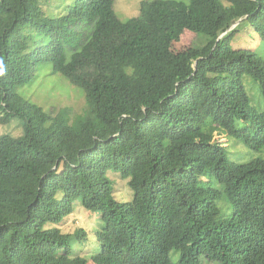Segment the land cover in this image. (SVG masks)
Instances as JSON below:
<instances>
[{"label": "trees", "instance_id": "1", "mask_svg": "<svg viewBox=\"0 0 264 264\" xmlns=\"http://www.w3.org/2000/svg\"><path fill=\"white\" fill-rule=\"evenodd\" d=\"M47 1L0 0V123L23 127L0 134V264H264V55L231 44L243 23L264 42V0H142L125 21L114 0L56 16ZM184 30L206 41L174 52ZM47 63L83 91L80 112L18 94ZM214 133L257 156L231 161ZM78 204L92 234L53 226Z\"/></svg>", "mask_w": 264, "mask_h": 264}, {"label": "rangeland", "instance_id": "2", "mask_svg": "<svg viewBox=\"0 0 264 264\" xmlns=\"http://www.w3.org/2000/svg\"><path fill=\"white\" fill-rule=\"evenodd\" d=\"M141 1L142 0H114L113 9L117 17L125 21L139 15ZM177 1L187 3L189 0ZM69 4L70 0H48L46 4H43V10L45 14L56 16L64 13ZM205 41L206 36L204 34L184 30L179 38L172 43L171 49L174 52H179L190 46L201 45V43ZM231 44L233 47L246 48L254 51L258 50L261 55H264V42L261 37L254 32L253 28L245 23L239 26L238 32L233 37ZM243 84L250 98L251 107L261 110L262 97L257 82L248 77H244ZM17 92L21 97L37 104L44 111H48L49 109L56 111L60 108L68 107L71 114H74L80 112L85 104L83 91L72 85L61 74L54 72L49 63L34 72L32 80L20 87ZM22 130V122L17 117L12 118L10 122L0 123V134L19 136L22 134ZM214 138L225 145L228 158L233 162L245 163L257 156L256 151L232 137L214 133ZM108 176L113 179L116 198L122 202L128 200L131 197V191L127 183V178L113 171H109ZM219 207L224 209L226 208V204L222 201L219 203ZM84 209V207L78 204L71 215L66 216L61 223L59 222L53 226L65 232H72L77 227H83L88 231L89 235L92 234L99 225L98 215L96 216L93 212ZM75 249L77 248L75 247ZM82 251L84 254L91 252L90 245L86 243ZM174 254V251H170L169 253L173 261H175L178 256V253ZM86 256L90 258V253L86 254ZM90 263L93 264V262Z\"/></svg>", "mask_w": 264, "mask_h": 264}, {"label": "water", "instance_id": "3", "mask_svg": "<svg viewBox=\"0 0 264 264\" xmlns=\"http://www.w3.org/2000/svg\"><path fill=\"white\" fill-rule=\"evenodd\" d=\"M239 20H240V19H239ZM239 20H237L234 24H232V25H231L226 31H228V30H230L232 27H234V26L239 22ZM226 31H225L224 33L220 34L219 37L223 36V35L226 33Z\"/></svg>", "mask_w": 264, "mask_h": 264}, {"label": "clouds", "instance_id": "4", "mask_svg": "<svg viewBox=\"0 0 264 264\" xmlns=\"http://www.w3.org/2000/svg\"><path fill=\"white\" fill-rule=\"evenodd\" d=\"M219 135H223V134H219Z\"/></svg>", "mask_w": 264, "mask_h": 264}]
</instances>
